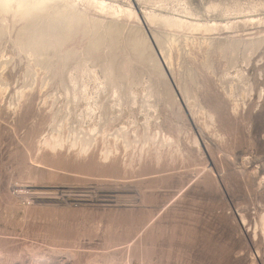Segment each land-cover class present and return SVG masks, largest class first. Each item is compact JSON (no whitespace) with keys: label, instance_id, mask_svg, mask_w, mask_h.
Returning <instances> with one entry per match:
<instances>
[{"label":"rangeland","instance_id":"374dc122","mask_svg":"<svg viewBox=\"0 0 264 264\" xmlns=\"http://www.w3.org/2000/svg\"><path fill=\"white\" fill-rule=\"evenodd\" d=\"M113 2L144 13L157 10L171 16L185 15L182 9L188 7L199 19L224 22L211 34L195 32L197 43L190 42L189 47L185 46L189 31L174 32L173 51L169 47L171 33L165 30L159 42L150 34L156 57L161 53L166 61H176L170 60L168 69L180 94L176 101L167 96L155 61H134L133 74L119 76L116 64L122 66L123 52L131 50L122 46L119 53L117 49L118 62L109 86H123L124 106L109 114L116 116L105 123L109 136L118 129L132 134L138 129L143 135L148 125V132L156 134L157 140L179 139L180 149L166 145L163 157L157 160L152 152L140 158V145L133 151L120 143L116 157L104 159L106 143L98 134L90 150L77 155L79 146L69 147L75 130L66 131L64 146L52 149L45 145L69 101H75L74 114L80 115L81 121L85 115L84 128L90 129L101 120L99 110L94 116L86 113L90 104L102 100L98 86L102 87L103 71H109L106 67L110 68L111 61L99 65L91 56L79 54L75 64H65L61 55L55 58L52 53L41 62L29 50L17 48L13 35L0 33V264H264V95L260 97L264 90V39L254 48L247 46L264 34V21L258 23L264 20V0ZM212 3H242L244 11L226 15L220 9H209ZM94 8L91 16L109 17ZM227 18L237 23L234 28H226ZM122 19L123 23H135L134 18ZM8 23L6 20L2 26ZM86 32L83 41H78L80 46L72 41L66 50L83 51L96 37H103L104 47L110 46V36L101 28ZM126 35L125 30L118 38ZM205 35L241 41L234 52L235 61L227 62L211 44L202 47ZM116 43L121 44L119 40ZM211 52H216L213 57ZM136 65L143 70L138 71ZM90 70L96 71V78L90 76ZM202 71L210 75V87L202 88L203 92ZM242 73L247 80L239 77ZM71 76L87 83L79 101L66 88L72 84ZM151 83L156 87L159 108L152 115V110L144 107V89ZM23 90L26 95L21 98L17 92ZM133 90L138 94L135 101L130 95ZM203 108L214 113L213 121Z\"/></svg>","mask_w":264,"mask_h":264},{"label":"bare ground","instance_id":"6f19581e","mask_svg":"<svg viewBox=\"0 0 264 264\" xmlns=\"http://www.w3.org/2000/svg\"><path fill=\"white\" fill-rule=\"evenodd\" d=\"M156 1L163 2V1H169V0H156ZM81 3H83L84 6ZM240 4H242V3H240ZM240 4H237V5L235 4V6H226V5H222L220 3H212L209 6V9H213V10L220 9L224 14L227 15L229 12H233V11H236L237 13L243 12L244 10L242 11V8H241L242 6ZM91 7H95V8L100 9L102 11V13H104L102 15L105 16V14H108L109 17L102 19V18H98L97 16H91V12H90ZM182 12L185 15H180V16L172 15L171 16L168 14L159 13V12H157V10H153V11L151 10L150 13H147V12L144 13V12H140L139 10H135V8L130 7V6H128V8H124L122 5H118V4L115 5L113 0H82L81 2H79L78 0H0V27H2V28H0L1 35L4 33L6 34V32H8L9 35L10 34L13 35L14 36L13 39H15V42L18 44L17 48L29 50L28 52H31L30 55L33 56L34 59H37L38 61L44 62V61H46V59L47 60L50 59V57L52 56L51 54L53 53L55 58H56V56H58V54L61 55L65 61V64L67 62L70 63V62L77 61L79 54H82L83 56H85V54H86L89 56V58L91 56L93 58V60H95L97 63H99V65H101V63L103 64L104 60L105 61H109V60L111 61V65L109 64L111 70L109 67H106L107 70L109 69V71H106V70H105L106 72L103 71L105 77H102V82H101L102 87L98 86V93H99V95H102V100H100V101L95 100L94 101L95 105L93 104L94 106L90 104V110L88 111V113H86L90 116H94L93 113L96 114L97 110H99V113H101L100 114L101 120L99 122H97L90 129H87L86 127L84 128V126H82L83 125L82 122H85V119H86L85 115H83V119L81 121L79 119V117H81V116L80 115L77 116L74 114L75 113L74 107L76 106L75 101L74 102L69 101L70 105L67 106L66 111L64 112V115L62 117H60L59 120L52 127V130L55 131V133H53L51 137H46V139H45L46 144L45 145L49 146L52 149L62 147L68 141V139L65 135L66 131L73 132L75 130L76 134H74V135L72 134V136H70L71 138L69 139V147L79 146V148L76 151L77 155L86 154L90 150V148L93 146V144L95 142H97L98 134H102V136L104 137L105 143H106V147L104 148L103 153H102V158H104V159L116 157L115 152H116V150H118V146L120 143L126 149L131 148V149H133V151H135V149L138 148V145H140L138 148L141 152L138 155L140 158L143 157L145 152H148V153L152 152V154L155 156V158L157 160H161V158L163 157V148L166 145L172 146V148L174 147V149L178 151L180 149V140L179 139H177L176 137L175 138L174 137H168L165 139L160 138L159 140H157L156 134H152V133L148 132V130L150 128V126H148V125L146 126V129H145L146 132H144L143 135H139V133L137 132L138 129L137 130L134 129V131H133L134 134H132V132H130L129 130L118 129L113 134V136L110 137L109 132L107 131V128L105 127V123L109 122V121H113L116 117L115 115L110 116L109 114H111L112 112L117 113V111L119 109L118 107L124 106V104H123V95L124 94L122 95V92H121V89H123V86L121 88V86L119 87L114 83H113L114 84L113 86H109L111 84V83H109V79H111V81L114 80V77H112L111 75L114 73V71H116L115 70V64L118 62V60H117L118 50L117 49L119 48V50H120V48H122V46L127 47L128 49L131 50V52L128 54L126 52H123L124 55L121 57V58H123V60L121 61V63H123L122 66L116 64V66L117 67L119 66V69H120V72H119L120 75L119 76H122V78L124 76L129 77L128 75H130V73L134 70L133 69V65H135L134 61H136V62L138 61L141 64L142 63L144 64V62H146L148 59H149V61L150 60L155 61L156 63L154 65L156 66L157 74L161 77L160 79L162 80V82L167 86L166 87L167 91H168L167 96H169V94H170L171 98L172 99L174 98L175 101H176L177 97H180V94L178 96V93H177L178 91L176 92V88H175L176 86L174 87V84L172 82L173 79L171 80V75L173 72L171 73V75L168 72V69H170V67H171L170 64L172 65V63L169 62L171 59L169 58L170 60H168V58L166 57L167 58V61H166L163 57V55H165V54H162L160 56L161 53L160 54L157 53L158 56L156 57V54L154 53V50H153L154 48L152 49L153 40L151 41L152 37L150 36V34H152L153 36H156L157 42H159L160 41L159 36L161 34H164L165 30H166V32L168 31L169 33H171L170 39L172 37L173 42L170 44L171 46H169V47H171L170 50L173 51L174 49H176V47H175L176 41L174 38L176 35H174V32L175 33H180V32L182 33V31H184V32L189 31V34H191L190 37L192 39L190 41L189 40L190 37H188L187 41L186 42L184 41L185 46L189 47L190 42L191 43H197L195 41L196 37L194 36L195 32L196 33L202 32L205 34H211L214 31L220 30L223 27L222 25L224 23V22L219 23L217 21H214V22L204 21L202 19H199L197 17L198 15L195 14L194 12H192L191 9L188 7L182 9ZM100 17H102V16H100ZM123 17H127V19L131 18L132 20L134 18L135 23L130 24L131 22L127 23L128 21L123 23V22H121V21H123V19H122ZM6 20H9V22H10V24L8 23L9 26H2L3 22ZM263 21L264 20L260 19L258 23H261ZM235 23L236 22H234L231 18H227L226 28H229V29L234 28ZM99 28H101L103 31L108 33V35L110 36L111 44L109 47L108 46L104 47L106 42L104 41L103 37H102V39L99 37L98 38L96 37L95 40L92 38V40L90 42H88V46L86 45L85 48L83 47L84 48L83 51H80L79 49H77L78 46L76 47L77 50H69V49L66 50L67 45L69 46L70 42H72V41H75L77 43V45L80 46V43L78 41H83L82 38L85 37L84 32H86V31L87 32H89V31L93 32V30H97ZM125 30H126V34H127L126 37L123 39H119L118 37H120L121 34L124 35ZM165 35H166V33H165ZM127 37H128V39H127ZM203 39L204 40L202 42H200V45L202 47L210 46V44H211L213 50L217 49L218 52H219V50L222 52L223 55L222 54L221 55L223 56V58L225 56L228 59L227 62L228 61H235L234 52L236 53L238 47H240V44H243V43H240L241 41L240 42L236 41V38L234 40L229 39L231 41H227V40H225V38L223 40V37H220V36L219 37H215V36L212 37L211 35H208V36L205 35V36H203ZM209 39L211 40L210 42H209ZM255 39L248 42L249 45H247V46L250 48H254V47L260 45V42H262L261 40L264 39V34H262V36L260 37L259 40H255ZM85 40H84V43L86 42ZM118 40H119V42H121V44H117V43L115 44V41H118ZM180 40L182 43L183 39H180ZM177 41H179V40H177ZM263 42H264V40H263ZM73 44H75V43H73ZM154 45H156V44H154ZM71 46L73 47L74 45H71ZM185 50H186V48H185ZM188 50H190V48ZM209 50H210V48H209ZM159 51H161V50H159ZM162 51H163V49H162ZM171 51H170V53H171ZM181 51H183V50H181ZM119 53H122V50H120ZM188 53H190V51ZM214 53H216V52H214ZM214 53H213V55H214ZM173 54H175V52ZM184 54H185V52H184ZM26 55L28 56V54H26ZM211 55H212V52H211ZM213 55H212V57H213ZM166 56H168V55H166ZM186 56H187V54H186ZM229 56H230V58H229ZM177 57H178V55H177ZM180 57H181V55H180ZM180 57H179V59H180ZM216 57H217V55H216ZM193 58H195V57H192V59ZM37 60H34V61H37ZM86 60H84V61H86ZM212 60H214V59H210V62H212ZM173 61H175V60L173 59ZM173 61L171 60V62H173ZM183 61H184V59H183ZM205 61H206V59H205ZM37 63H39V62H37ZM78 63H80V62H78ZM74 64H75V62H74ZM194 64H196V63H194ZM215 64H216V62H215ZM61 65H62V62H61ZM137 65H136V67H138ZM209 65H210V63H209ZM63 66H64V64H63ZM84 66H85V63H84ZM149 67H151V66H149ZM192 67H193V65H192ZM210 67H211V65H210ZM194 68H195V66H194ZM147 69H148V67H147ZM58 70H60V69H58ZM85 70H89V69L85 68ZM140 70H143V69L138 67V71H140ZM197 70L198 69H196V71ZM199 70H200V68H199ZM199 70H198V72H199ZM90 71L93 73L90 76H92L93 78H96L95 77L96 71L95 70H93V71L90 70ZM179 71H180V69H179ZM181 72H182V70H181ZM203 72L204 71H202V74H201L202 77L200 78L201 79L200 90L202 88L204 90L205 88L207 89L210 87L209 86L210 84H208V82H209L208 77L210 75L207 76L208 74H206V73H208V72L205 71L206 73L205 72L204 73L206 74V76L205 75L203 76ZM55 73H56V71H55ZM72 73H70V74L72 75ZM79 73H81V72H79ZM86 73H88V72H86ZM116 73H118V72H116ZM177 73L178 72L176 71L175 74H177ZM182 73H184V72H182ZM132 74H133V72H132ZM178 75H180V74H178ZM191 76H193V75L191 74ZM77 77L78 76H71V78H70L71 82L70 83H72V84L67 85L66 88L69 92L68 94L70 95L71 94L70 90H72L73 95H74L73 99L79 101V99L84 97V92H85V88L87 87V83L85 81L80 82L77 79ZM239 77L242 78V80H247L246 79L247 76H244L243 73L240 74ZM135 78H136V76H135ZM155 78H157V77H155ZM141 80H143V79H141ZM150 80H151V78H150ZM178 80H180V79H178ZM189 83H190V81H189ZM64 84H65V82H64ZM130 84H131V82H130ZM191 84H192V82H191ZM192 87H193V85H192ZM109 88L111 89V93H109L110 92ZM154 88H156V87L154 86ZM154 88H153V85L151 83L144 89V91H145V93H144L145 94L144 95V107L145 108L149 107L152 110L150 112L151 115L155 114L156 111H158V109H159V108L157 109V103H156ZM182 88L183 87H181V89ZM64 90H66V89H64ZM162 90L164 91V89H162ZM200 90H199V92L202 91V90L201 91ZM126 91H127V89H126ZM165 91H166V89H165ZM17 94L21 98L26 95L24 90L18 91ZM195 94H197V93H195ZM130 95L132 97L131 100L135 101L138 94L135 90H133L132 94H130ZM231 95H233V93L230 94V96ZM262 95H264V90L260 94V97ZM69 97L71 98V96H69ZM161 98H162V96H161ZM171 98H170V100H171ZM178 99H181V98H178ZM192 102H193V100H192ZM192 102H190V103H192ZM194 103H196V102H194ZM177 104H179V102ZM191 105H194V104H191ZM181 107H182V105H181ZM204 110H206V109H204ZM207 115L209 116V118L212 121L214 120L215 115L212 111H207ZM103 126H104V128H103ZM96 131H97V133H93ZM177 137H179V136L177 135ZM109 140H111L112 142H110ZM172 152H174V151H172ZM16 188H18V187H16ZM18 193H21V192H18ZM263 226H264V218H263Z\"/></svg>","mask_w":264,"mask_h":264}]
</instances>
